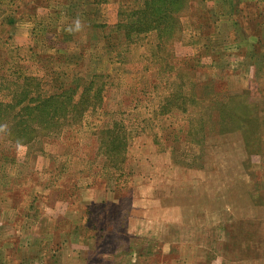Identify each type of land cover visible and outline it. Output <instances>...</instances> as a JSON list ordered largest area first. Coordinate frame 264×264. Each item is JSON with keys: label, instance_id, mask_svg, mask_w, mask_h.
Segmentation results:
<instances>
[{"label": "rangeland", "instance_id": "374dc122", "mask_svg": "<svg viewBox=\"0 0 264 264\" xmlns=\"http://www.w3.org/2000/svg\"><path fill=\"white\" fill-rule=\"evenodd\" d=\"M0 264H264V0H0Z\"/></svg>", "mask_w": 264, "mask_h": 264}, {"label": "trees", "instance_id": "16d2710c", "mask_svg": "<svg viewBox=\"0 0 264 264\" xmlns=\"http://www.w3.org/2000/svg\"><path fill=\"white\" fill-rule=\"evenodd\" d=\"M10 13H12V12H10ZM106 150V149H105ZM119 150H121V148L119 149ZM108 149L106 150V152H107V154H108ZM121 157V156H120ZM123 161V158H120V160H118V164H119V162H122Z\"/></svg>", "mask_w": 264, "mask_h": 264}, {"label": "clouds", "instance_id": "9594fccd", "mask_svg": "<svg viewBox=\"0 0 264 264\" xmlns=\"http://www.w3.org/2000/svg\"><path fill=\"white\" fill-rule=\"evenodd\" d=\"M77 29H79L80 25H79V22H77V25H76Z\"/></svg>", "mask_w": 264, "mask_h": 264}]
</instances>
